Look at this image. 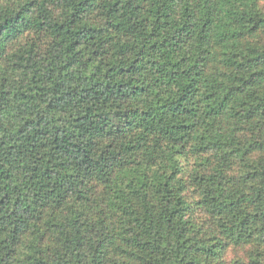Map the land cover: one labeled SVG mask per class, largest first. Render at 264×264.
Instances as JSON below:
<instances>
[{
	"label": "trees",
	"instance_id": "1",
	"mask_svg": "<svg viewBox=\"0 0 264 264\" xmlns=\"http://www.w3.org/2000/svg\"><path fill=\"white\" fill-rule=\"evenodd\" d=\"M0 264H264V0H0Z\"/></svg>",
	"mask_w": 264,
	"mask_h": 264
},
{
	"label": "rangeland",
	"instance_id": "2",
	"mask_svg": "<svg viewBox=\"0 0 264 264\" xmlns=\"http://www.w3.org/2000/svg\"><path fill=\"white\" fill-rule=\"evenodd\" d=\"M247 252H249V248H232L229 251L228 258L229 260H236V259H245L247 256Z\"/></svg>",
	"mask_w": 264,
	"mask_h": 264
}]
</instances>
